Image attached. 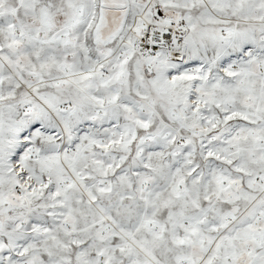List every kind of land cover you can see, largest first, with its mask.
<instances>
[{
  "label": "snow or ice",
  "instance_id": "snow-or-ice-1",
  "mask_svg": "<svg viewBox=\"0 0 264 264\" xmlns=\"http://www.w3.org/2000/svg\"><path fill=\"white\" fill-rule=\"evenodd\" d=\"M0 264H264V0H0Z\"/></svg>",
  "mask_w": 264,
  "mask_h": 264
}]
</instances>
